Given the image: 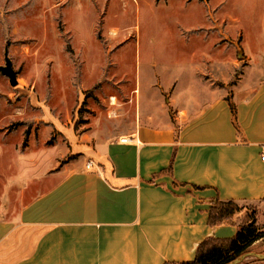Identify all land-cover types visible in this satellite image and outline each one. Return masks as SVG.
Here are the masks:
<instances>
[{
    "label": "crops",
    "instance_id": "0c3cea01",
    "mask_svg": "<svg viewBox=\"0 0 264 264\" xmlns=\"http://www.w3.org/2000/svg\"><path fill=\"white\" fill-rule=\"evenodd\" d=\"M214 32L189 66L156 75L153 95L105 100L104 131L95 116L81 135L91 152L53 167L20 150L0 195V251L25 230L32 243L10 264L181 263L236 235L244 217L210 226L209 213L264 202V42L253 50L235 18Z\"/></svg>",
    "mask_w": 264,
    "mask_h": 264
},
{
    "label": "rangeland",
    "instance_id": "374dc122",
    "mask_svg": "<svg viewBox=\"0 0 264 264\" xmlns=\"http://www.w3.org/2000/svg\"><path fill=\"white\" fill-rule=\"evenodd\" d=\"M209 1L0 0V66L7 50L18 80L12 86L0 73V195L26 157L20 150L39 163L51 158L53 167L91 152L81 135L95 116V129L104 131L105 100L153 95L156 75L166 79L189 66L194 49L214 46L215 20L239 19L245 40L262 48L264 0ZM244 207L264 230V202ZM25 231L0 251V264L29 251ZM249 252L264 254V239Z\"/></svg>",
    "mask_w": 264,
    "mask_h": 264
},
{
    "label": "trees",
    "instance_id": "16d2710c",
    "mask_svg": "<svg viewBox=\"0 0 264 264\" xmlns=\"http://www.w3.org/2000/svg\"><path fill=\"white\" fill-rule=\"evenodd\" d=\"M232 112L236 118L234 107ZM245 209L234 201H217L210 210L209 225H224L242 216L244 223L236 235L229 239L208 238L198 247L193 261L166 264H230L247 253L255 242L264 239V230L259 228L257 214L248 213Z\"/></svg>",
    "mask_w": 264,
    "mask_h": 264
},
{
    "label": "water",
    "instance_id": "95a60500",
    "mask_svg": "<svg viewBox=\"0 0 264 264\" xmlns=\"http://www.w3.org/2000/svg\"><path fill=\"white\" fill-rule=\"evenodd\" d=\"M5 57H6L5 59L6 64L5 66H0V73H2L4 76L10 79V83L12 84V86H16L18 84L17 74L13 70L12 62L10 58L8 57L7 50L5 53ZM251 256H254L257 258H264V254H255V253L249 252V253H245L244 255L240 256L239 258H237L235 261L231 262L230 264H239L243 261V259L247 257H251Z\"/></svg>",
    "mask_w": 264,
    "mask_h": 264
},
{
    "label": "built area",
    "instance_id": "2783aa9c",
    "mask_svg": "<svg viewBox=\"0 0 264 264\" xmlns=\"http://www.w3.org/2000/svg\"><path fill=\"white\" fill-rule=\"evenodd\" d=\"M123 142H126L127 140H122ZM264 159V157H263ZM93 166V163L92 162H89L88 165H87V168H91Z\"/></svg>",
    "mask_w": 264,
    "mask_h": 264
}]
</instances>
